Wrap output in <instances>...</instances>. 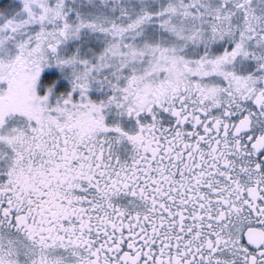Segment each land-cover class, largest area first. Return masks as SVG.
<instances>
[{
    "label": "snow or ice",
    "instance_id": "obj_1",
    "mask_svg": "<svg viewBox=\"0 0 264 264\" xmlns=\"http://www.w3.org/2000/svg\"><path fill=\"white\" fill-rule=\"evenodd\" d=\"M0 264H264V0H0Z\"/></svg>",
    "mask_w": 264,
    "mask_h": 264
}]
</instances>
